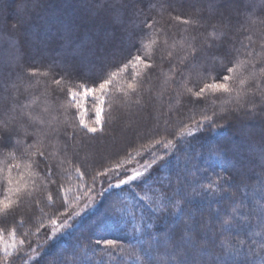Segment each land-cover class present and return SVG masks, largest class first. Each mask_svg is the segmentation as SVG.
<instances>
[{"label": "trees", "instance_id": "1", "mask_svg": "<svg viewBox=\"0 0 264 264\" xmlns=\"http://www.w3.org/2000/svg\"><path fill=\"white\" fill-rule=\"evenodd\" d=\"M213 33V51L244 66L231 93L196 100L186 88L212 83L228 61L170 68ZM262 38L264 0H0V114L15 107L47 133L44 157L26 153L36 135L14 159L0 150V202H16L0 215V264H264ZM149 39L158 43L146 50Z\"/></svg>", "mask_w": 264, "mask_h": 264}, {"label": "snow or ice", "instance_id": "2", "mask_svg": "<svg viewBox=\"0 0 264 264\" xmlns=\"http://www.w3.org/2000/svg\"><path fill=\"white\" fill-rule=\"evenodd\" d=\"M22 8L26 9V4L22 6ZM175 19L181 21L182 23L189 24L192 21L184 19L182 17H175ZM22 22V21H21ZM16 27V24L13 25V28ZM146 27L149 29L152 28L151 24H147ZM212 35V40L208 41L206 44L205 42H201L200 46L198 47L195 43H189L187 48L184 49L185 55L179 58V63L177 66L170 68L173 76L181 75L186 70H195L199 61L204 57H214L217 55H223L224 59L228 61L227 64H224L223 67L225 68L224 73H217L215 76L212 77V83H205L203 87L199 88V91H194L192 88H186V92L190 94V96L195 97L196 100H200L203 98L206 92H212L215 94L216 92L222 93H231L232 88L230 87V82L235 79V76L238 70L244 66V62L241 61H233L231 59V52L225 50L223 53L219 51H213V48L216 47L215 40L217 37L215 34ZM249 39H251L249 37ZM264 39V38H262ZM157 40L149 39L147 43L141 42V47L145 48L146 50H151L154 46L157 45ZM167 43V42H165ZM221 46H223V41H221ZM264 47V44L261 45ZM173 49H175L176 45L173 44ZM251 54V53H250ZM168 61L171 64L172 60L174 59L173 53H168ZM164 57H162V60ZM135 61L138 63H143L146 69H152L154 64L148 63L144 56L137 55L135 57ZM261 73L264 74V69L261 70ZM35 72L30 73V75H35ZM255 74L252 75L254 78ZM54 83L59 86L62 83V78L57 79ZM241 85L246 83L245 79L240 81ZM110 84V80L105 78L102 80L98 88L103 93V90L108 87ZM259 87V85H257ZM129 88L133 91L135 90L134 85H129ZM96 88L85 89L84 90V97L87 99L90 95H94ZM68 96L70 99L75 101L77 99V92H74L71 88L67 89ZM80 107V105H78ZM102 109L97 106L95 111L96 120L95 123L97 125H102L101 121ZM206 121H211V117H205ZM45 122L43 120H37L29 113H25L24 111L17 112L15 107L6 106L4 112L0 114V150H4L7 153L8 157L16 158V152L19 150L21 144L25 143L30 137L36 135V139L33 143L27 145L26 153L28 155H37L40 157H44L45 153L40 147L41 140L39 139V135H47L44 133L43 128H36V125H43ZM81 127L86 128L88 132L95 133L97 131L96 127H88V125L84 122L83 119L80 121ZM31 129V131H30ZM21 130H23V140L21 139ZM54 131V130H53ZM169 143H171L169 141ZM31 149H35V151H30ZM79 170V169H77ZM142 176V173H135L132 176H129L127 180H121V184L128 183L129 181H135L139 177ZM29 195H31L29 193ZM49 200H52V196L49 195ZM16 206V202L8 201V202H0V215L6 216L9 212L13 211L14 207ZM261 213H264V207L259 209ZM57 221L53 220L52 224L55 225ZM231 226V220L225 219L221 225V227ZM15 229L12 231V235L15 236ZM100 242L97 241V244ZM198 241L192 242V247L195 249L197 247ZM242 243V242H241ZM23 241H21V245ZM105 244L108 246H114L115 242L111 240H106ZM8 256H11L12 253L7 252L5 253ZM4 264H11V261H5ZM179 264H187L186 260H180Z\"/></svg>", "mask_w": 264, "mask_h": 264}, {"label": "rangeland", "instance_id": "3", "mask_svg": "<svg viewBox=\"0 0 264 264\" xmlns=\"http://www.w3.org/2000/svg\"><path fill=\"white\" fill-rule=\"evenodd\" d=\"M145 171L144 169V166H140L139 168H137L135 171H132V173L130 174V176L134 175L135 173L139 172V173H143ZM128 179V178H127ZM125 179V180H127ZM138 180V179H137ZM131 181H129L128 183H125V184H121V182H119L118 184L114 185L115 187H120V186H123V185H126V184H130ZM147 196V194H145ZM138 197L140 198V196L138 195ZM148 197V196H147ZM60 231H58L59 233ZM14 246H15V242L12 238H9L5 241H2V248H3V251L5 253L7 252H11L13 249H14Z\"/></svg>", "mask_w": 264, "mask_h": 264}]
</instances>
